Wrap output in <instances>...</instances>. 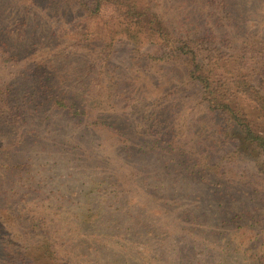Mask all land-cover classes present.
Here are the masks:
<instances>
[{
	"label": "trees",
	"instance_id": "obj_1",
	"mask_svg": "<svg viewBox=\"0 0 264 264\" xmlns=\"http://www.w3.org/2000/svg\"><path fill=\"white\" fill-rule=\"evenodd\" d=\"M69 1L108 31L94 84L0 25L21 79L0 81V264H119L141 239L143 264H264V0L182 1L170 19L156 0ZM120 40L135 75L116 87ZM45 147L52 163L30 157Z\"/></svg>",
	"mask_w": 264,
	"mask_h": 264
},
{
	"label": "rangeland",
	"instance_id": "obj_2",
	"mask_svg": "<svg viewBox=\"0 0 264 264\" xmlns=\"http://www.w3.org/2000/svg\"><path fill=\"white\" fill-rule=\"evenodd\" d=\"M182 1H185L187 6L194 8L206 9L210 5L202 0H156L151 4L155 12L163 14L170 19L174 15V8ZM0 4L3 7V11L0 13V25L2 28L7 27L8 33H10L6 37L18 41L17 44L21 47L24 42L23 39L32 37L35 34L38 44L35 47H30V49L50 53L51 62L59 70H61L62 65L66 66L64 69H67L68 65L74 67L77 71V76L72 77L71 81L73 84L95 83V79L90 73L93 69V75L95 76L98 73L100 64L93 57L99 54L100 48L105 44L107 45L109 40L106 26L98 17L87 16L82 9L69 0H32L31 4L29 0H0ZM170 5L174 7H170ZM24 8L28 9V15L25 20L29 24L26 34L20 33L19 35L18 32L22 31L24 26L21 27L19 25L22 17L18 18V15L23 13ZM16 35H19L17 36L19 39L16 38ZM130 57L131 48L126 42L120 40L113 43L108 59L109 68L105 70L104 75L107 79H112L113 84L116 83V85L114 84L116 87H119L129 77L135 75L134 69L129 68ZM32 61L33 59L30 60V63ZM30 63L28 64L29 67L32 66ZM3 80L13 85L21 83L20 76H15V68L13 66H9L7 69L0 66V81ZM22 83H25V81ZM69 83L70 81H68ZM129 83L130 86H127L128 90L133 89L135 93L136 89L132 81ZM152 88L151 85L145 84L138 89L137 94L148 93L153 95L157 89ZM175 110H177L176 116L180 118L183 108L179 101H175ZM44 137H49V135L44 134ZM42 141L45 142V139ZM102 143L105 145L109 143V138L104 136ZM34 146L31 145L32 148ZM46 150L47 153L45 154L43 150L39 151L36 148L35 150H30L29 155L36 161L52 163V161L56 160V155L48 153L50 151L47 148ZM247 162L249 161L247 160L245 164ZM65 171L70 172V169ZM9 220L10 218L5 212H0V222L2 223L0 225V236L4 232L5 223ZM150 245L151 242L149 240L141 239L136 244L132 243L133 248H120V254L118 255L119 264H143L147 262L151 258L148 250ZM3 258V251L0 250V263Z\"/></svg>",
	"mask_w": 264,
	"mask_h": 264
}]
</instances>
